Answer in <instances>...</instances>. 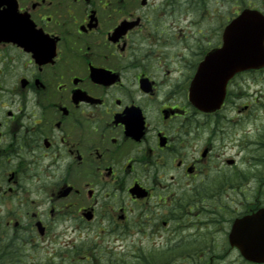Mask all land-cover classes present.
<instances>
[{
  "label": "flooded vegetation",
  "instance_id": "1",
  "mask_svg": "<svg viewBox=\"0 0 264 264\" xmlns=\"http://www.w3.org/2000/svg\"><path fill=\"white\" fill-rule=\"evenodd\" d=\"M244 11L264 23V0H0L11 229L104 264H264V64L225 75L230 44L200 72Z\"/></svg>",
  "mask_w": 264,
  "mask_h": 264
},
{
  "label": "rangeland",
  "instance_id": "2",
  "mask_svg": "<svg viewBox=\"0 0 264 264\" xmlns=\"http://www.w3.org/2000/svg\"><path fill=\"white\" fill-rule=\"evenodd\" d=\"M14 205L15 207H17L15 203H13L11 206H14ZM8 209H12V207L4 208L1 206L0 214L5 215ZM15 219H18V218H15ZM35 237H36V242L34 241ZM82 237H90V236H86L85 234H82L81 237H78L76 234L66 233V234H51V235L49 234L45 238H41V237H37L34 235L33 240H31L32 244H29L25 247L26 251H25V256L23 257V260L25 264H32V263L34 264H63V260L59 256L61 252H58L54 256L53 254L55 253V250L57 248H60L67 242H70L69 244H72L80 240H84ZM33 245L36 248H34ZM62 249L71 251V248L68 245L66 247H63ZM85 252L86 251L80 250L78 256H80V254H84ZM97 252L101 253L100 251H97ZM115 253H116V258H117V264H131V259L129 256L131 253L130 248L121 246V247H118L117 250H115ZM64 264H69V262L65 261ZM70 264H104V263H102L100 259L94 258L93 261L92 260L83 261L82 259L81 261H78V262L72 261L70 262Z\"/></svg>",
  "mask_w": 264,
  "mask_h": 264
},
{
  "label": "water",
  "instance_id": "3",
  "mask_svg": "<svg viewBox=\"0 0 264 264\" xmlns=\"http://www.w3.org/2000/svg\"><path fill=\"white\" fill-rule=\"evenodd\" d=\"M247 13H243L238 19L234 20L226 29L224 34L225 38H232L233 40V47L234 49L237 48H243V45H248L249 54L248 56L244 57H235L232 58L229 57V60L233 62L232 64V71H235L237 68H239V63L243 59L244 61L248 60L251 64L250 66H257L258 59L261 58L260 51L263 48L262 42L264 38V26L259 24V26L255 25L252 29V32L249 34L247 29V23L249 20H247ZM249 19V18H248ZM243 30L246 32L245 34H249L247 38H244L245 34L243 33ZM242 31V32H241ZM248 32V33H247ZM229 70L227 71V74L229 76L231 68L229 66ZM40 233H42V230H39Z\"/></svg>",
  "mask_w": 264,
  "mask_h": 264
},
{
  "label": "trees",
  "instance_id": "4",
  "mask_svg": "<svg viewBox=\"0 0 264 264\" xmlns=\"http://www.w3.org/2000/svg\"><path fill=\"white\" fill-rule=\"evenodd\" d=\"M22 238L17 233L0 231V264H25L20 256Z\"/></svg>",
  "mask_w": 264,
  "mask_h": 264
},
{
  "label": "bare ground",
  "instance_id": "5",
  "mask_svg": "<svg viewBox=\"0 0 264 264\" xmlns=\"http://www.w3.org/2000/svg\"><path fill=\"white\" fill-rule=\"evenodd\" d=\"M116 257V256H115ZM115 259V258H114Z\"/></svg>",
  "mask_w": 264,
  "mask_h": 264
}]
</instances>
